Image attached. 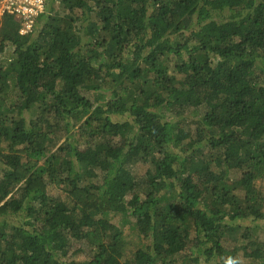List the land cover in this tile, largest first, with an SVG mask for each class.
<instances>
[{"label":"trees","instance_id":"16d2710c","mask_svg":"<svg viewBox=\"0 0 264 264\" xmlns=\"http://www.w3.org/2000/svg\"><path fill=\"white\" fill-rule=\"evenodd\" d=\"M46 1L0 25V264H264V0Z\"/></svg>","mask_w":264,"mask_h":264},{"label":"rangeland","instance_id":"374dc122","mask_svg":"<svg viewBox=\"0 0 264 264\" xmlns=\"http://www.w3.org/2000/svg\"><path fill=\"white\" fill-rule=\"evenodd\" d=\"M40 28V26H39ZM38 28V30H39ZM37 30V31H38ZM12 49L11 48H7L6 53L4 55V58L9 57L10 53H11ZM107 95L109 96L111 94V92L105 87L102 92L99 91L97 93L95 92H89L86 96L89 97V99H91V101L94 104H100L102 102V95ZM27 117L29 118L30 116L27 115ZM115 120L117 121H122L124 120L123 118L120 117H114ZM59 138V137H58ZM64 138L61 136L58 139L59 144H63ZM121 140L119 139H115L114 145L116 146H121ZM79 145V150L81 151H85L88 150L90 148L88 147H92L90 145H85V143L83 144H78ZM123 145V144H122ZM133 171H135V173H137L140 176H144L146 174V170H147V166L144 164H139L136 165L135 167L132 168ZM94 183L97 184H102V176L100 175V173H96L93 177L92 180ZM258 187H260L264 193V181H260L258 183ZM49 193L50 195L56 197V198H62L64 197V195L61 193V191H59L58 188L54 187V186H49ZM128 220H131L128 217ZM113 224H115L116 226H118L119 228L122 229L123 235L126 238V241H128L129 246H128V252L129 254H133L137 248H139V246H145L147 245L149 242L142 240L140 237L137 236V232L132 228V224L129 221H126V219H124L122 216H114L112 219ZM262 223V222H252L251 220H246V221H240L239 224H241L244 228L250 227V226H257V224ZM263 224V223H262ZM256 235L259 236V239L261 242H264V228L259 227V229L256 231ZM237 238H239V236H237ZM229 247H235L237 245H242V241L240 242V244L238 242H230L229 243ZM81 250V257H79L78 259H84L87 258L86 255L89 254L88 249L86 248V246L84 244H75L72 246V250L71 252H75ZM259 264H262L261 262Z\"/></svg>","mask_w":264,"mask_h":264},{"label":"built area","instance_id":"2783aa9c","mask_svg":"<svg viewBox=\"0 0 264 264\" xmlns=\"http://www.w3.org/2000/svg\"><path fill=\"white\" fill-rule=\"evenodd\" d=\"M47 12L46 0H0V25L5 18H14L21 36H31L39 28Z\"/></svg>","mask_w":264,"mask_h":264}]
</instances>
